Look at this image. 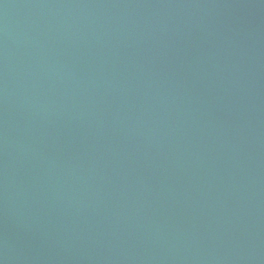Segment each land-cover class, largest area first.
Listing matches in <instances>:
<instances>
[{"label":"water","instance_id":"obj_1","mask_svg":"<svg viewBox=\"0 0 264 264\" xmlns=\"http://www.w3.org/2000/svg\"><path fill=\"white\" fill-rule=\"evenodd\" d=\"M0 264H264V0H0Z\"/></svg>","mask_w":264,"mask_h":264}]
</instances>
